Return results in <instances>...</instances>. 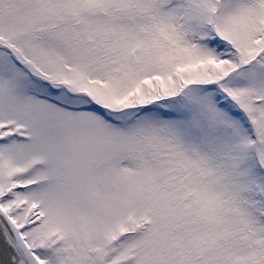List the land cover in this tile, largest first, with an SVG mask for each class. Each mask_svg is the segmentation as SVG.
Returning a JSON list of instances; mask_svg holds the SVG:
<instances>
[{
	"label": "snow or ice",
	"instance_id": "snow-or-ice-1",
	"mask_svg": "<svg viewBox=\"0 0 264 264\" xmlns=\"http://www.w3.org/2000/svg\"><path fill=\"white\" fill-rule=\"evenodd\" d=\"M0 264H264V0H0Z\"/></svg>",
	"mask_w": 264,
	"mask_h": 264
}]
</instances>
